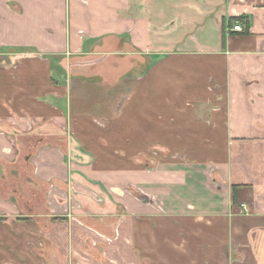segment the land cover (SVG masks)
<instances>
[{
  "label": "crops",
  "instance_id": "0c3cea01",
  "mask_svg": "<svg viewBox=\"0 0 264 264\" xmlns=\"http://www.w3.org/2000/svg\"><path fill=\"white\" fill-rule=\"evenodd\" d=\"M99 254L264 264V0H0V264Z\"/></svg>",
  "mask_w": 264,
  "mask_h": 264
},
{
  "label": "rangeland",
  "instance_id": "374dc122",
  "mask_svg": "<svg viewBox=\"0 0 264 264\" xmlns=\"http://www.w3.org/2000/svg\"><path fill=\"white\" fill-rule=\"evenodd\" d=\"M120 187H122V189H121L122 191H120L119 193H120V194L122 193V195H123L124 192H123V186H122V184H120ZM105 191H106V190H105ZM135 192H137V191H135ZM104 193H105V192H104ZM135 194H136V196H138L137 193H135ZM124 195H127V194L124 193ZM111 198H113V197L111 196ZM99 201H101V200H99ZM107 242H110V241H107ZM118 244H119V243H118ZM118 244L116 243V245H115L117 248H119V245H118ZM77 245L80 246V243L78 242ZM100 255H101V256H100ZM95 257H96L97 259L100 260L101 264L106 262L105 260H103L102 254L96 255Z\"/></svg>",
  "mask_w": 264,
  "mask_h": 264
},
{
  "label": "built area",
  "instance_id": "2783aa9c",
  "mask_svg": "<svg viewBox=\"0 0 264 264\" xmlns=\"http://www.w3.org/2000/svg\"><path fill=\"white\" fill-rule=\"evenodd\" d=\"M232 30H234V31H238V32H241V31H242V27H241L239 24H235V25L232 27ZM242 208H245V206L242 205Z\"/></svg>",
  "mask_w": 264,
  "mask_h": 264
}]
</instances>
